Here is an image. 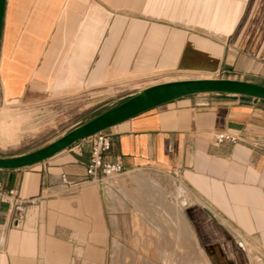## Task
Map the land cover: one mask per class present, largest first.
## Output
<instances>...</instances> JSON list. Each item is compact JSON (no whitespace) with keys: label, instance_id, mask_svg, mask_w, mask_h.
<instances>
[{"label":"crops","instance_id":"0c3cea01","mask_svg":"<svg viewBox=\"0 0 264 264\" xmlns=\"http://www.w3.org/2000/svg\"><path fill=\"white\" fill-rule=\"evenodd\" d=\"M166 74L264 84V0H7L0 101L27 92L59 97ZM225 131L241 140L217 142L215 133ZM104 133L111 140L105 158L121 161L135 176L131 189L140 185L134 180L149 187L165 176L185 192L188 264H264V100L189 95ZM93 138L39 163L0 169L5 188L28 201L22 228L13 227L9 205H0V264H71L66 251L96 254L119 219L134 217L119 209L112 182L90 181ZM10 155L18 154L0 151ZM63 176L83 185L80 192L61 194ZM157 201L163 206L152 217L169 219L161 232L176 234L177 210L160 195ZM55 247L65 256H41Z\"/></svg>","mask_w":264,"mask_h":264},{"label":"rangeland","instance_id":"374dc122","mask_svg":"<svg viewBox=\"0 0 264 264\" xmlns=\"http://www.w3.org/2000/svg\"><path fill=\"white\" fill-rule=\"evenodd\" d=\"M175 77L177 76L166 74L140 82L113 84L59 97L27 92L19 99L0 101V151L21 154L35 150L60 137L74 126L120 103L140 89ZM15 86H17L16 82ZM132 178L135 176L125 172L105 180L113 184L109 190L111 195L119 200V209L125 213L126 210L132 211L130 213H134V217L119 219L116 231L103 235L104 248L99 251L100 256L98 251L95 254L94 250L88 248L66 251L71 264H94L95 258L100 261V264H174L176 262L188 264L190 233L180 201L185 192L178 184L171 182L170 185L168 180H164L165 176H161L163 180L160 181L151 179L149 187L141 185L142 180H134V184L140 182V185L131 189L128 183ZM82 187L83 185L73 187L70 185V187H63L60 193H78ZM133 193L134 196H132ZM159 195L167 199L165 202L168 208L172 211L177 210L176 234L161 232L160 226H168L169 219L164 221L162 217H152L163 206L157 201ZM126 197L129 201H126ZM143 198L145 201L142 200ZM146 209L151 210L149 217L144 216ZM139 212L143 216H139L141 214ZM170 220L173 224L174 219ZM88 238L85 239L87 244ZM247 247L253 259L260 262L256 250L249 244ZM55 249L40 251L41 256L57 258L55 254L58 251L59 258L65 256L64 250Z\"/></svg>","mask_w":264,"mask_h":264},{"label":"water","instance_id":"95a60500","mask_svg":"<svg viewBox=\"0 0 264 264\" xmlns=\"http://www.w3.org/2000/svg\"><path fill=\"white\" fill-rule=\"evenodd\" d=\"M6 6L7 0H0V46ZM204 93L236 94L264 100V84L238 78L212 77L177 79L149 85L42 147L18 155L0 156V169H17L42 162L80 140L149 109L185 96ZM230 128L238 130L242 129V126L231 123Z\"/></svg>","mask_w":264,"mask_h":264},{"label":"built area","instance_id":"2783aa9c","mask_svg":"<svg viewBox=\"0 0 264 264\" xmlns=\"http://www.w3.org/2000/svg\"><path fill=\"white\" fill-rule=\"evenodd\" d=\"M91 137L94 138L92 140L93 143L90 158L86 165L90 181L93 182L99 179L114 178L124 174L126 169L121 161H112L105 158V153L111 147L110 136L102 131ZM214 138L217 142H237L241 140L239 135L229 131L215 133ZM63 182L65 183V187H70V185L72 187L74 186L65 176H63ZM27 202V200L19 196L17 189L5 188L0 177V205L6 203L11 208L13 213V227H23Z\"/></svg>","mask_w":264,"mask_h":264},{"label":"bare ground","instance_id":"6f19581e","mask_svg":"<svg viewBox=\"0 0 264 264\" xmlns=\"http://www.w3.org/2000/svg\"><path fill=\"white\" fill-rule=\"evenodd\" d=\"M210 77V76H209ZM177 80V79H176ZM167 81H171V80H167ZM46 144V143H45Z\"/></svg>","mask_w":264,"mask_h":264}]
</instances>
